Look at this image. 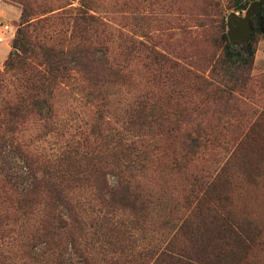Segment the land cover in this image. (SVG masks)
I'll return each instance as SVG.
<instances>
[{
	"label": "rangeland",
	"instance_id": "374dc122",
	"mask_svg": "<svg viewBox=\"0 0 264 264\" xmlns=\"http://www.w3.org/2000/svg\"><path fill=\"white\" fill-rule=\"evenodd\" d=\"M81 1L39 0L55 9L45 23L53 39L81 41V29L74 26ZM253 1L89 0V13L101 21L97 41L111 39L104 23L129 34H146L158 51L200 75L198 79L180 77L174 71L164 83L154 69L158 65L141 59L131 65L130 81L111 85L105 93L111 111L106 115L135 145L133 156L137 148H149V168L137 174L148 197L139 215L123 209L104 213L94 207L90 194L81 192L80 199L76 197L83 201L88 221L82 244L101 263L103 258L119 256L131 264H264V23L252 18L247 44L234 43L228 36L229 14H245L246 9L238 5L247 2L249 6ZM22 9L19 2L0 0L2 70L13 50ZM228 43L245 55L242 64L229 65ZM5 47H10L7 54ZM74 74L55 99L51 122L31 121L21 127L20 140L36 153L50 158L61 155L66 141L79 138L94 109V102L80 88L88 75L76 70ZM1 78L0 104L13 96L21 75L11 72ZM145 95L152 97V121L146 123L138 115L131 127L129 116L137 114L136 98ZM164 114L171 120L162 121ZM144 124H149V132ZM179 126L181 130L176 131ZM185 129L202 132V146L196 151L188 146ZM11 163L16 181L25 180L23 163L13 157ZM200 179L212 181L209 198L201 204L193 197ZM91 211L94 216L88 217ZM37 214L38 207L20 220V240L31 234ZM129 217L136 219L131 222ZM24 241L10 243L11 255L26 247ZM169 242L180 251L172 258L157 259ZM27 260L15 256L9 264H30Z\"/></svg>",
	"mask_w": 264,
	"mask_h": 264
},
{
	"label": "trees",
	"instance_id": "16d2710c",
	"mask_svg": "<svg viewBox=\"0 0 264 264\" xmlns=\"http://www.w3.org/2000/svg\"><path fill=\"white\" fill-rule=\"evenodd\" d=\"M12 1L21 3L23 9L13 50L4 62V69H0V83L4 79L1 77L11 72L21 75V83L11 92L13 96L0 104V262L9 261V264L16 256L28 259L30 264H131V260L119 256L109 261L103 258L101 263L82 244L88 221L83 201L76 199H80L81 192L90 194L89 200L97 211L109 214L123 209L139 215L148 205L147 188L138 182L137 174L149 168V148L142 151L137 148L133 156L135 145L123 137L112 118L106 115L111 111L105 93L111 85L130 81L131 65L135 66L141 59L158 65L154 69L159 71L164 83L174 71L180 77L198 79L200 75L179 59L158 51L149 41L151 36L146 34H129L104 23L109 27L105 29L111 39L109 43L97 41L95 34L101 21L89 13V0L81 1L82 7L76 16L74 26L81 29L82 35L78 43H72L67 37L53 39L46 31L45 23L55 10L47 2ZM247 7V2L238 5L242 10ZM228 46L229 65L242 64L245 55L234 51L230 43ZM148 69L151 70L152 65ZM74 70L88 75L87 82L80 88L94 102V109L81 128L79 138L66 141L61 155H56L57 158L43 156L20 140L21 127L31 121L45 125L51 122L56 113L55 99L60 89L74 78ZM151 100L147 95L137 96L133 105L137 114L129 116L131 127L138 122V115H142L146 123L149 119L152 121ZM167 120H171V116L162 115V121ZM144 128L150 131L149 124H144ZM180 130L181 126L176 128ZM183 136L194 149L191 151L202 146L200 130L185 129ZM12 157L20 160L26 170L22 182H17L11 172ZM196 185L199 188L193 197L199 204L204 203L209 198L212 181L200 179ZM37 207L39 214L31 234L20 240L22 234L17 229L20 220L35 213ZM91 213L88 217L94 216V211ZM134 219L131 218V222ZM12 240L26 243L15 256L9 250ZM176 246L169 242L157 253V259L172 258L180 251Z\"/></svg>",
	"mask_w": 264,
	"mask_h": 264
},
{
	"label": "water",
	"instance_id": "95a60500",
	"mask_svg": "<svg viewBox=\"0 0 264 264\" xmlns=\"http://www.w3.org/2000/svg\"><path fill=\"white\" fill-rule=\"evenodd\" d=\"M264 0H255L245 10V14L232 12L228 16V36L234 43H248L252 36V18L259 16L261 24L264 23Z\"/></svg>",
	"mask_w": 264,
	"mask_h": 264
},
{
	"label": "flooded vegetation",
	"instance_id": "af4514ba",
	"mask_svg": "<svg viewBox=\"0 0 264 264\" xmlns=\"http://www.w3.org/2000/svg\"><path fill=\"white\" fill-rule=\"evenodd\" d=\"M264 13V11H263ZM254 19H257L259 21V23H261L260 17L259 16H254Z\"/></svg>",
	"mask_w": 264,
	"mask_h": 264
},
{
	"label": "crops",
	"instance_id": "0c3cea01",
	"mask_svg": "<svg viewBox=\"0 0 264 264\" xmlns=\"http://www.w3.org/2000/svg\"><path fill=\"white\" fill-rule=\"evenodd\" d=\"M10 48V47H9ZM8 47H5L6 54L10 52V49ZM5 54V53H4Z\"/></svg>",
	"mask_w": 264,
	"mask_h": 264
},
{
	"label": "built area",
	"instance_id": "2783aa9c",
	"mask_svg": "<svg viewBox=\"0 0 264 264\" xmlns=\"http://www.w3.org/2000/svg\"><path fill=\"white\" fill-rule=\"evenodd\" d=\"M7 27V26H6ZM0 41H3V37L0 36Z\"/></svg>",
	"mask_w": 264,
	"mask_h": 264
}]
</instances>
